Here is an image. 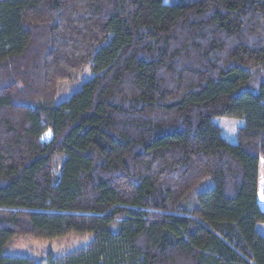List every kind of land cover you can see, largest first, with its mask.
I'll use <instances>...</instances> for the list:
<instances>
[{"label":"trees","instance_id":"trees-1","mask_svg":"<svg viewBox=\"0 0 264 264\" xmlns=\"http://www.w3.org/2000/svg\"><path fill=\"white\" fill-rule=\"evenodd\" d=\"M261 166L264 0H0V264H264Z\"/></svg>","mask_w":264,"mask_h":264},{"label":"rangeland","instance_id":"rangeland-1","mask_svg":"<svg viewBox=\"0 0 264 264\" xmlns=\"http://www.w3.org/2000/svg\"><path fill=\"white\" fill-rule=\"evenodd\" d=\"M171 4L176 0H164ZM94 74L87 70L78 80L65 82L58 91L57 102L69 99L78 91L84 82L93 78ZM213 122L222 128L224 138L231 143H237V131L245 125L241 118L214 117ZM259 199L264 207V169L261 166V176L259 183ZM257 230L264 235V223L257 224ZM94 238L92 233L72 232L56 238H38L32 236H17L12 243L4 249L6 255L27 256L39 263H45L49 255L60 256L70 251L76 250L91 242Z\"/></svg>","mask_w":264,"mask_h":264}]
</instances>
